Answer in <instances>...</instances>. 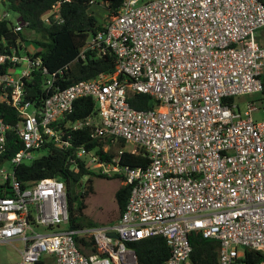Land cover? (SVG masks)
<instances>
[{"label": "built area", "instance_id": "2783aa9c", "mask_svg": "<svg viewBox=\"0 0 264 264\" xmlns=\"http://www.w3.org/2000/svg\"><path fill=\"white\" fill-rule=\"evenodd\" d=\"M61 3L43 13L45 24L63 21ZM17 19L14 30H21L27 23ZM18 51L0 52V103L18 117L8 123L0 115V154L9 134L22 145L7 160L11 174L3 190L11 194L0 196V244L20 242L15 245L20 259L4 264H137L128 243L152 236L166 240L164 264H193V231L218 242L217 264H252L245 250L264 256V118L252 117L260 109L255 100L242 107L236 102L263 91L264 4L123 0L76 57L84 60L87 51L112 54L114 71L56 88L40 110L25 98L24 80L41 67V59L26 47ZM42 73L51 87L55 73L45 68ZM130 91L148 94L156 104L134 109ZM88 96L95 113L71 130L92 124L94 136H107L111 144L122 139L149 163L120 166L118 157L105 162L77 149L90 168L122 174L130 192L117 221L69 227L65 183L47 177L23 187L15 167L34 158L32 151L44 143L71 147L69 134L54 124L75 100Z\"/></svg>", "mask_w": 264, "mask_h": 264}, {"label": "trees", "instance_id": "16d2710c", "mask_svg": "<svg viewBox=\"0 0 264 264\" xmlns=\"http://www.w3.org/2000/svg\"><path fill=\"white\" fill-rule=\"evenodd\" d=\"M56 1L61 3V23L45 24L42 15L51 4ZM264 4V0H259ZM102 2L108 15L117 12L123 0H95ZM6 8L21 17L27 25L22 28L32 31L34 38L31 42L35 45L33 56H39L42 65L33 71L24 80L25 98L33 103L38 110L43 106L45 97L56 88L63 89L74 82L96 78L114 71L115 57L112 54L97 55L94 51H87L84 60L76 59L80 48L97 29L103 27L104 22L99 23L90 13L89 0H4ZM15 22L10 19H0V52L9 53L12 48L23 49V43L27 37L21 30H14ZM31 47V45H30ZM32 48V47H31ZM31 53V52H30ZM43 68L48 74L55 73V79L51 87L45 86ZM123 75L118 79L122 80ZM263 91L264 93V75ZM128 103L134 109L146 110L156 104L148 94L129 92ZM95 113V102L92 97H83L74 101L71 110L54 125L66 131L72 144L67 149L55 147L51 142L44 143L39 149L46 153L34 157L28 162H22L15 167V174L23 187H29L38 180L52 177L62 180L66 186V199L69 211V227L94 226V223L82 219L84 216L85 197L93 192L92 177L106 179L120 178L122 174L107 175L100 169L90 168L86 157H77L75 152L79 148L93 152L94 155L105 162H112L118 157L120 166L145 167L149 160L142 151L132 153L124 149L125 142L118 139L111 144L107 136H94L92 124H83L75 130L70 126L76 121L84 120ZM0 115L5 122L15 123L18 120L17 112L9 105L0 103ZM8 148L0 154V165L9 160L13 154L21 149L22 145L14 134H9ZM104 145H107L105 149ZM116 145V149H113ZM118 151H121L119 153ZM84 175L89 177L82 181ZM9 186L8 181L0 183V196L11 194L10 190H3ZM130 186L122 183L115 191L114 197L121 214L127 203ZM189 242L192 247L190 261L193 264H217L218 242L205 239L197 231L189 234ZM137 256V264H164L169 256V247L161 236H152L128 243ZM91 247V241L88 242ZM92 251L95 249L90 248ZM245 258L252 264L264 260V256L251 250H245Z\"/></svg>", "mask_w": 264, "mask_h": 264}, {"label": "rangeland", "instance_id": "374dc122", "mask_svg": "<svg viewBox=\"0 0 264 264\" xmlns=\"http://www.w3.org/2000/svg\"><path fill=\"white\" fill-rule=\"evenodd\" d=\"M4 0H0V14L5 12L8 13V19L14 21L17 18V14L9 11L5 4ZM145 1V0H141ZM90 13L94 15L96 20L99 23L105 22L109 17L106 9L102 2L97 3L94 2L89 7ZM24 34L26 35L27 41L23 43L24 48H28L31 52L32 49L30 45L35 48V45L31 42V40L35 37L34 33L29 30L22 29ZM247 100H255L256 104L260 108L258 111H254L252 113V117L255 120H262L264 118L262 109L264 108V93H254L248 95H241L236 98V102L243 106L245 101ZM31 111V108L28 109ZM105 149H107V145H104ZM131 144L125 143L124 149L130 150L132 149ZM113 149H116V145H113ZM46 153L44 149H36L32 151L33 157H38ZM87 161L88 157L86 156ZM96 169V168H95ZM6 174H11V165L8 161L2 163L0 165V183H4ZM111 176V175H110ZM89 176L84 175L82 181L85 183ZM92 177V187L93 192L90 193L87 197H85L84 202L86 207L84 208V216L82 217L85 221H90L95 225H100L101 223L111 221L119 217L118 206L114 197L115 191L119 187L122 182L120 178H112L106 179L96 176ZM15 245H21L20 242H16L13 245L11 244H0V264L4 263H14L20 259L19 251L15 248Z\"/></svg>", "mask_w": 264, "mask_h": 264}, {"label": "crops", "instance_id": "0c3cea01", "mask_svg": "<svg viewBox=\"0 0 264 264\" xmlns=\"http://www.w3.org/2000/svg\"><path fill=\"white\" fill-rule=\"evenodd\" d=\"M31 47H33V46L31 45ZM121 184H122V183H121ZM121 184H120V185H121ZM120 185H119V186H120ZM119 215H120V214H119ZM118 218H119V217H117V218L114 219V220H111V221H107V222L101 223L100 225H102V224H107V223H113V222L117 221Z\"/></svg>", "mask_w": 264, "mask_h": 264}, {"label": "water", "instance_id": "95a60500", "mask_svg": "<svg viewBox=\"0 0 264 264\" xmlns=\"http://www.w3.org/2000/svg\"><path fill=\"white\" fill-rule=\"evenodd\" d=\"M17 21H19L20 23L23 22V21L21 20V17H18ZM110 235L116 237L115 233H110Z\"/></svg>", "mask_w": 264, "mask_h": 264}]
</instances>
